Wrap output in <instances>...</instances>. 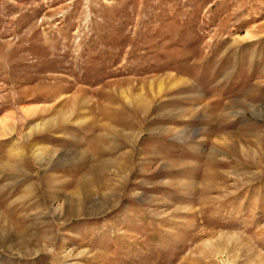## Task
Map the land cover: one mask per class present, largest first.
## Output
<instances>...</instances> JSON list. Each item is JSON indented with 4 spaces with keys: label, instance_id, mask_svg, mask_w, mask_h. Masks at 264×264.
Returning a JSON list of instances; mask_svg holds the SVG:
<instances>
[{
    "label": "rangeland",
    "instance_id": "rangeland-1",
    "mask_svg": "<svg viewBox=\"0 0 264 264\" xmlns=\"http://www.w3.org/2000/svg\"><path fill=\"white\" fill-rule=\"evenodd\" d=\"M0 264H264V0H0Z\"/></svg>",
    "mask_w": 264,
    "mask_h": 264
},
{
    "label": "bare ground",
    "instance_id": "bare-ground-1",
    "mask_svg": "<svg viewBox=\"0 0 264 264\" xmlns=\"http://www.w3.org/2000/svg\"><path fill=\"white\" fill-rule=\"evenodd\" d=\"M41 153V152H40ZM62 205V204H61ZM59 208V205H56V207H55V211L57 210Z\"/></svg>",
    "mask_w": 264,
    "mask_h": 264
}]
</instances>
